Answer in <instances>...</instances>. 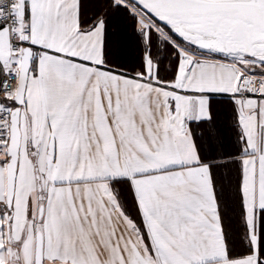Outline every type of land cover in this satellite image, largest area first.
<instances>
[{
    "label": "snow or ice",
    "instance_id": "6c2138e0",
    "mask_svg": "<svg viewBox=\"0 0 264 264\" xmlns=\"http://www.w3.org/2000/svg\"><path fill=\"white\" fill-rule=\"evenodd\" d=\"M0 264H264V0H0Z\"/></svg>",
    "mask_w": 264,
    "mask_h": 264
}]
</instances>
